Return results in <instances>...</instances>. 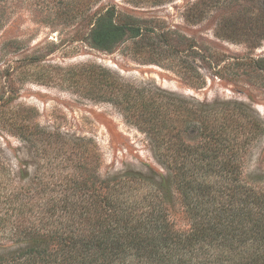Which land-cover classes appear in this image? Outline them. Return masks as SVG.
Here are the masks:
<instances>
[{
  "label": "rangeland",
  "instance_id": "obj_1",
  "mask_svg": "<svg viewBox=\"0 0 264 264\" xmlns=\"http://www.w3.org/2000/svg\"><path fill=\"white\" fill-rule=\"evenodd\" d=\"M106 11L140 34L126 33L110 51L94 48L90 32ZM263 25L264 0H0V216L27 182L13 174L18 167L66 174L71 162L88 172L97 161L100 177L166 175L108 77L195 103L237 102L264 122ZM73 142L82 146L62 147ZM245 171L264 174V135Z\"/></svg>",
  "mask_w": 264,
  "mask_h": 264
},
{
  "label": "trees",
  "instance_id": "obj_2",
  "mask_svg": "<svg viewBox=\"0 0 264 264\" xmlns=\"http://www.w3.org/2000/svg\"><path fill=\"white\" fill-rule=\"evenodd\" d=\"M112 16L94 23V48L110 51L126 33L140 34ZM105 84L151 135L166 175L100 177L97 161L89 173L83 161L66 174L15 168L27 182L4 201L0 264H264V174L245 171L264 122L233 101L195 103L109 77Z\"/></svg>",
  "mask_w": 264,
  "mask_h": 264
}]
</instances>
